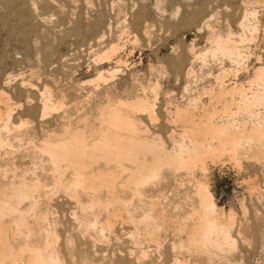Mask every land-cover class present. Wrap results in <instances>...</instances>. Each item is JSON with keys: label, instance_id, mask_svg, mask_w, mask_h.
<instances>
[{"label": "bare ground", "instance_id": "bare-ground-1", "mask_svg": "<svg viewBox=\"0 0 264 264\" xmlns=\"http://www.w3.org/2000/svg\"><path fill=\"white\" fill-rule=\"evenodd\" d=\"M243 4L235 29L205 13L195 27L208 45L127 77L109 41L80 101L57 104L51 84L21 79L37 92L29 122L0 87V264H184L182 247L234 264L228 250L250 245L249 217L264 209V30ZM227 162L247 176L240 220L210 188Z\"/></svg>", "mask_w": 264, "mask_h": 264}, {"label": "rangeland", "instance_id": "rangeland-1", "mask_svg": "<svg viewBox=\"0 0 264 264\" xmlns=\"http://www.w3.org/2000/svg\"><path fill=\"white\" fill-rule=\"evenodd\" d=\"M246 1H251V5ZM244 2L251 10L254 9L257 18L259 17L258 19L262 21L260 22L262 23L260 30L262 36L264 0H0V87L18 107L14 120L17 123L31 121V112L27 109L33 108V99L37 96V92L27 94V91H24L25 85L19 82L21 79L29 77L28 82H37L42 86L49 87L51 84L52 87H50L55 93L53 98L55 101L59 100L57 104L63 101L61 100L63 97H66L68 101L76 97L80 101L88 91L90 81L95 77V67L99 65L98 63L109 65L108 62V64H102L96 60V53L106 49L105 46L109 44V41L118 43L121 47L119 54L113 55V58L116 56L114 60L120 55L123 60L126 59V63L128 62L126 70H123L125 72L122 71L123 75L121 72V77L120 75L117 77H127L131 70L134 71L139 67L145 70L147 63L154 62L156 59L169 62L173 56L171 52L173 49L194 42H197L196 44L200 47L208 45L206 27L196 29L205 13L213 14L212 22L218 19L213 24L217 22L215 25H218L220 22L222 26L219 25L222 28L231 26V29H235L236 19L243 12L241 6L244 7ZM227 23L229 25L225 26ZM146 31L149 34L146 35ZM129 36L131 39L128 41ZM100 41L101 45L98 44ZM129 53L131 56L128 55ZM133 66L134 69L131 68ZM47 81L48 83L45 84ZM61 85L63 93L67 91L66 96L65 93L59 94L57 86ZM65 85L67 88H64ZM232 165L227 162L212 166L209 182H211L210 188L219 206H225L227 210L230 209L229 207L234 208L240 220L243 218L239 216L240 202L246 192L241 182L247 176H243V173ZM255 203L247 200V204H254L249 206L251 209L260 205H255ZM262 206L264 207L261 204L260 207ZM263 210L261 209L262 214L259 215L261 217H249V222L252 224L251 230L254 228V237L251 238L250 245L247 241L241 244L240 239L236 241L235 247L238 246L237 248L232 247L228 250L232 253L229 254L232 263L264 264ZM257 229L261 232L258 233ZM237 238L239 239L236 236L235 239ZM182 239L186 244L187 236L183 235ZM246 246L251 248L242 252L243 258L239 257L242 247L247 248ZM240 248L241 250L238 251ZM187 249L188 247H182V251L179 248L177 252L179 256L184 257V264H222L220 252H215L214 254L217 255L215 256Z\"/></svg>", "mask_w": 264, "mask_h": 264}]
</instances>
